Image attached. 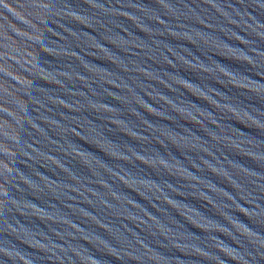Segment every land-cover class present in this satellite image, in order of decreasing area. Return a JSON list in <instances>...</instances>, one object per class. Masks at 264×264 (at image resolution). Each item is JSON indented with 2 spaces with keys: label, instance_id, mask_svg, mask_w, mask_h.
Masks as SVG:
<instances>
[{
  "label": "water",
  "instance_id": "water-1",
  "mask_svg": "<svg viewBox=\"0 0 264 264\" xmlns=\"http://www.w3.org/2000/svg\"><path fill=\"white\" fill-rule=\"evenodd\" d=\"M0 264H264V0H0Z\"/></svg>",
  "mask_w": 264,
  "mask_h": 264
}]
</instances>
